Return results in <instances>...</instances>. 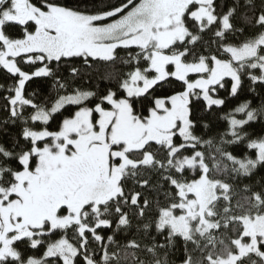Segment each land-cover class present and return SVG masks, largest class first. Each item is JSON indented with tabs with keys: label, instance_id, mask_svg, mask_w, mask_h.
<instances>
[{
	"label": "snow or ice",
	"instance_id": "6c2138e0",
	"mask_svg": "<svg viewBox=\"0 0 264 264\" xmlns=\"http://www.w3.org/2000/svg\"><path fill=\"white\" fill-rule=\"evenodd\" d=\"M0 70V264H264V0H0Z\"/></svg>",
	"mask_w": 264,
	"mask_h": 264
},
{
	"label": "trees",
	"instance_id": "16d2710c",
	"mask_svg": "<svg viewBox=\"0 0 264 264\" xmlns=\"http://www.w3.org/2000/svg\"><path fill=\"white\" fill-rule=\"evenodd\" d=\"M9 31H12V29H9ZM109 70H110V69H108V68H102V69H101V72L103 73V72H106V71H109ZM5 82H6V76H5V73H4L2 70H0V83H5ZM77 83H80V82L78 81ZM83 87H84V88H88V83H87V82H84V83H83ZM221 94L223 95L224 93H221ZM238 102H239V101H237V100L229 101V106H230V107H231V106H235ZM4 103H5V101L2 99V97H0V108L3 107ZM258 103H259L258 100L255 101L253 106H256ZM74 110H75L74 107H72V106H68V111H74ZM225 110H227V109H225ZM3 115H4V113H3L2 111H0V118H2ZM207 119H211V120H212V127H211V130H210V131H207V135L205 136V139L211 137V136H212L215 132H217L218 130H223L222 128H220V129L217 128V125H216V122H215L214 118H212V117H207ZM256 127L258 128V127H259V124H256ZM236 154L239 155L240 153L237 152ZM68 235L71 236L72 233L69 232ZM53 238H57V237H53Z\"/></svg>",
	"mask_w": 264,
	"mask_h": 264
}]
</instances>
